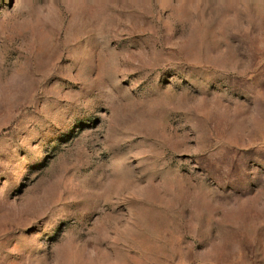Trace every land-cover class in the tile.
<instances>
[{"label": "rangeland", "instance_id": "374dc122", "mask_svg": "<svg viewBox=\"0 0 264 264\" xmlns=\"http://www.w3.org/2000/svg\"><path fill=\"white\" fill-rule=\"evenodd\" d=\"M0 264H264V0H0Z\"/></svg>", "mask_w": 264, "mask_h": 264}]
</instances>
